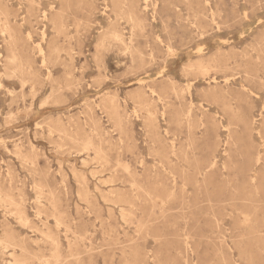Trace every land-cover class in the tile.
Listing matches in <instances>:
<instances>
[{"label":"rangeland","instance_id":"1","mask_svg":"<svg viewBox=\"0 0 264 264\" xmlns=\"http://www.w3.org/2000/svg\"><path fill=\"white\" fill-rule=\"evenodd\" d=\"M0 264H264V0H0Z\"/></svg>","mask_w":264,"mask_h":264},{"label":"bare ground","instance_id":"2","mask_svg":"<svg viewBox=\"0 0 264 264\" xmlns=\"http://www.w3.org/2000/svg\"><path fill=\"white\" fill-rule=\"evenodd\" d=\"M207 73V72H206ZM186 246L188 247L190 244V241H185Z\"/></svg>","mask_w":264,"mask_h":264}]
</instances>
